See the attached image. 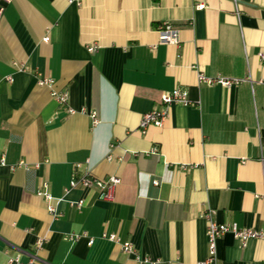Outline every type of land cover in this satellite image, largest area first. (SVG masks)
Masks as SVG:
<instances>
[{"label": "crops", "instance_id": "obj_1", "mask_svg": "<svg viewBox=\"0 0 264 264\" xmlns=\"http://www.w3.org/2000/svg\"><path fill=\"white\" fill-rule=\"evenodd\" d=\"M0 7V264L17 252L25 261L36 240V264H137L124 242L157 264H197L208 252L206 215L264 230V0ZM165 21L178 45L158 43ZM199 73L251 82L209 85ZM39 77L54 84L40 86ZM175 87L187 90L189 104L170 105L161 127L142 132L141 116ZM51 90H66L68 107L94 109L99 122L69 114ZM19 160L38 167L10 170ZM76 164L80 173L119 177L112 200L95 187L68 188ZM43 183L57 217L36 194ZM214 264H264V239L241 247L227 233Z\"/></svg>", "mask_w": 264, "mask_h": 264}, {"label": "built area", "instance_id": "obj_2", "mask_svg": "<svg viewBox=\"0 0 264 264\" xmlns=\"http://www.w3.org/2000/svg\"><path fill=\"white\" fill-rule=\"evenodd\" d=\"M4 3H10L12 0H2ZM203 5H197L198 8H202ZM3 8L0 7V15L2 13ZM157 39L158 43L163 44H174L178 45V37H177V29L174 25L165 21L162 22L157 27ZM44 40H48L47 37H44ZM89 52H93L98 48L95 44H88L86 46ZM257 57L262 64H264V48L259 50L257 53ZM19 70L23 69L21 64H14ZM198 82L205 84H220L222 86H230L235 84H240L243 82H251L250 77H242V78H225L221 76L210 77L206 76L202 73L198 74ZM37 84L40 86L52 87L54 84V80L47 77H39L37 79ZM51 96L59 105L66 106V110L69 114H73L76 112L86 114L91 122V125L94 126L99 122L97 112L94 109L86 110L85 108H81L80 110H75L71 107L67 106L68 100V92L66 90L54 91L51 90ZM190 102L188 98V92L186 89L181 87H175L168 92H163L160 95L159 104L160 106L154 108L141 116L139 122V129L143 132L149 126L161 127L164 124L165 118L168 116V109L172 104H182L188 105ZM153 151H157V148H154ZM110 159V156L108 157ZM264 159V158H262ZM5 161L3 158H0V166H5ZM80 164H76L74 170L72 172L71 178L69 180L68 188H73L77 186L81 187H95L99 190V198L102 200H112L113 198V189L114 186L118 185L120 182V178L117 176H109L107 178H97L92 176L89 172H79ZM38 164H28L25 160H19L16 164H11L9 166L10 170H15L16 168H24L25 170L36 169ZM157 180H152L153 185H158ZM47 188V184L43 183V186L40 190L36 191V194L43 197L47 202V210L52 214V216H59V212L57 211L55 205L51 204V201L54 198L45 190ZM59 202L60 200H55ZM76 206L80 207L83 205V201H78L75 203ZM207 224L206 225V238H207V257L205 260L198 262L197 264H214L215 255H216V246L217 240L225 234H231L240 244L241 247H245L249 240L253 239H264V230H256L250 228H241L237 225V223L224 224L217 223L210 218L209 215H206ZM80 236L75 235L72 239H78ZM102 238H106L110 241L116 242L118 241L117 236L115 234H107L103 232L101 234ZM94 238H88V244H92ZM42 245V240H36L33 244V250L28 253L27 259L25 261L21 258V252H17L13 255H8L7 264H36L37 263V251ZM122 251L129 255H133L137 264H157L158 260H153L148 256H140V254L136 253L132 244L130 242H124L121 244Z\"/></svg>", "mask_w": 264, "mask_h": 264}]
</instances>
